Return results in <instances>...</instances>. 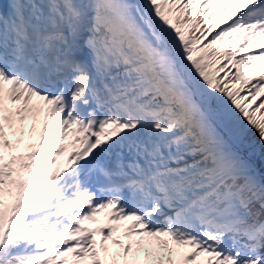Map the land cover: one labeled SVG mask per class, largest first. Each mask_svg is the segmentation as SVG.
<instances>
[{
    "label": "snow or ice",
    "instance_id": "1",
    "mask_svg": "<svg viewBox=\"0 0 264 264\" xmlns=\"http://www.w3.org/2000/svg\"><path fill=\"white\" fill-rule=\"evenodd\" d=\"M197 258L264 264V0H0V264Z\"/></svg>",
    "mask_w": 264,
    "mask_h": 264
},
{
    "label": "bare ground",
    "instance_id": "2",
    "mask_svg": "<svg viewBox=\"0 0 264 264\" xmlns=\"http://www.w3.org/2000/svg\"><path fill=\"white\" fill-rule=\"evenodd\" d=\"M10 138H12V137H10ZM12 139H14V138H12ZM99 220L101 221V222H104V220H105V216L103 215V214H101V216L99 217ZM96 225H94L93 227H95Z\"/></svg>",
    "mask_w": 264,
    "mask_h": 264
},
{
    "label": "trees",
    "instance_id": "3",
    "mask_svg": "<svg viewBox=\"0 0 264 264\" xmlns=\"http://www.w3.org/2000/svg\"><path fill=\"white\" fill-rule=\"evenodd\" d=\"M196 264H199V261H197Z\"/></svg>",
    "mask_w": 264,
    "mask_h": 264
},
{
    "label": "rangeland",
    "instance_id": "4",
    "mask_svg": "<svg viewBox=\"0 0 264 264\" xmlns=\"http://www.w3.org/2000/svg\"><path fill=\"white\" fill-rule=\"evenodd\" d=\"M27 142V141H26ZM99 239V237H97Z\"/></svg>",
    "mask_w": 264,
    "mask_h": 264
}]
</instances>
